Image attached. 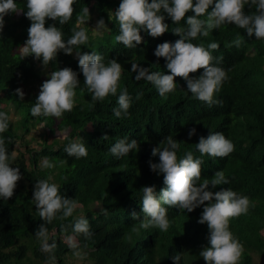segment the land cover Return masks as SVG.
<instances>
[{"label":"trees","instance_id":"16d2710c","mask_svg":"<svg viewBox=\"0 0 264 264\" xmlns=\"http://www.w3.org/2000/svg\"><path fill=\"white\" fill-rule=\"evenodd\" d=\"M121 2L76 0L73 16L66 24L46 18L45 27H58L65 41L74 30L82 28L89 33V26L95 24V15L99 20L102 18L105 22L102 28L106 31L96 38L87 34V44L79 46L78 50L101 55L106 66L112 59L122 65L117 94L109 95L104 101H93L74 51L72 55L62 50L58 52L47 65L48 69L54 72L71 68L79 81L72 111L65 112L59 119L31 114L47 79L42 80L44 71L38 68L34 55L25 57L16 51L23 48L28 39L31 21L26 17L27 0H14L17 13L4 17L0 33V111L10 117L16 113L22 119H10L8 129L0 135L5 139L10 166L20 169L24 184L15 188L9 200L0 197V264H48L49 254L41 251V243L35 235L40 224L48 229V242L57 244L56 264H173L171 258L176 255L181 256L180 264H206L200 252L210 246L209 231L206 224L198 223L203 205L189 213L161 201L170 221L168 230L153 226L140 228L141 221L148 219L142 211V188L155 186L159 197L161 190L167 187L163 174L152 171L150 163H160L159 155L153 156L152 149L167 146L169 136L180 145L178 159L191 151L194 159L202 161L200 183L211 181L216 171H223L230 181L215 188L210 185L208 190L230 188L250 198L254 207H250L247 215L232 218L230 230L244 246L240 264H257L255 259L264 263V40H257L254 35L249 37L244 29L227 24L210 30L206 37L198 35L186 41L209 50L212 64L227 72L228 79L214 95L220 103L209 106L199 101L181 77L175 78L173 92L161 96L151 82L135 79L137 73L132 72V64L148 68L149 72L171 74L166 60L154 55L155 49L161 43L174 44L181 39L173 30L177 27L187 30L186 19L195 13L189 10L185 20L177 24L162 10L168 31L153 38L141 30L143 42L126 48L116 40L120 25L115 13ZM215 2L209 7V13ZM86 7L90 15L85 23L77 26V17ZM245 12L254 13L255 6L245 5ZM199 18L206 19V15ZM236 40L240 41L239 47L234 43ZM213 42L220 45L218 50L208 49ZM37 61L43 63L42 57ZM202 72L200 69L190 75L199 77ZM18 88L29 94V100L20 99L16 93ZM124 88L131 98V106L127 114L121 111L118 118L114 109H119L118 97ZM25 103L28 106L23 111ZM40 123L44 128L35 126ZM192 128L196 132L189 138ZM40 129L43 143L30 147L32 140H25L26 135ZM56 131L68 134L63 140L50 142L49 136H54ZM210 132L223 133L235 145V150L225 158L201 155L196 143L201 136L207 138ZM121 139L129 143L135 139L138 147L116 158L110 149ZM18 141L24 152L14 161ZM71 143L83 144L88 155L79 159L69 156L65 148ZM44 158L54 166L44 167ZM39 180L57 184L62 197L78 203L71 217L61 219L62 213H58L51 223L41 219L33 200L34 186ZM78 217L88 220L93 234L90 239L73 232ZM69 236H75L79 256L69 247ZM77 257L82 261L77 262Z\"/></svg>","mask_w":264,"mask_h":264},{"label":"clouds","instance_id":"9594fccd","mask_svg":"<svg viewBox=\"0 0 264 264\" xmlns=\"http://www.w3.org/2000/svg\"><path fill=\"white\" fill-rule=\"evenodd\" d=\"M75 3L76 0H27L26 17L31 21L28 28V39L23 48L19 47L16 51L25 57L34 55L33 59L37 63V60L42 57L44 66L40 67L44 75L50 74L49 78H44V75L41 77L42 80H47L43 82L36 103L31 108V114L34 117L59 119L65 112L72 111L75 105V89L79 85L77 73L68 67L54 72L47 67L61 50L67 55H72L74 51L78 57L79 68L85 77L84 83L88 91L92 93L93 101H104L109 95L115 96L120 88L122 65L116 59H112L106 66L101 55L94 52L81 53L78 50L79 46L87 44V34H92L93 29L89 33L82 28L74 30L73 35L65 41L58 27L55 25L45 27L46 18L58 21L61 25L70 21L75 11ZM213 3L214 0H195V3L193 0H151V3L149 0H122L115 13L120 25V35L116 36V40L123 43L126 48L137 47L143 42L141 30L146 31L153 38L160 37L168 31V24L164 22L165 16L161 14L162 10L167 13L173 23L177 24L185 20L189 10L195 13L194 16L186 19L187 30L180 27L173 30V34L179 35L181 39L174 44L161 43L155 49L154 55L166 60V67L171 74L149 72L148 68L133 63L131 70L137 73L135 79L151 82L159 94L164 96L176 89L175 78L181 77L186 81L187 89L196 99L209 106L219 104L220 101L215 100L214 95L221 90L223 83L228 79L227 72L212 64L213 56L209 50L186 41L195 39L198 35L206 37L210 30L219 29L227 24H234L244 29L249 37L254 35L257 40H264V0H216L209 13L208 9ZM245 5L249 8L255 6V12L246 14ZM9 13H17L14 0H0V33L4 28V17ZM89 15V9L84 8L83 14L77 17V26L85 23ZM205 15L206 19L199 18ZM104 26L105 22L101 18L97 27L102 33L106 31L102 28ZM234 43L239 47V40ZM219 47L220 45L216 42L208 45V49L211 50H218ZM200 69H203V72L199 77L190 75L197 73ZM16 93L21 100L30 98L29 94L22 89H16ZM118 104L119 109H114V115L119 118L121 111L127 114L131 106V98L126 88L121 91ZM24 106L23 111L27 109L28 103ZM12 118L22 119L16 113L10 117L6 112L0 111V134L8 129ZM41 124L43 123L35 126H41ZM195 132L196 129L192 128L189 131V138ZM166 141L167 146L163 149L159 146L152 149L153 156L159 155L160 163H150V168L154 172L158 171L163 174L167 187L161 190L159 197L155 186L142 188V211L148 219L141 221L140 228L147 229L153 226L161 231L168 230L170 221L167 218V209L162 206L161 201L164 205L187 210L189 213L203 205L198 223L207 225L210 246L205 247L200 252V256L206 264H240L244 246L230 230V220L249 213L250 207H254L250 198L230 188H222L216 192L208 190L210 185L215 188L230 183L224 172L216 171L211 181L204 180L200 183L202 161L194 159L191 151L186 152L184 158L178 159L177 149L180 145L171 136L167 137ZM137 147L138 142L135 139L130 143L121 139L111 147L110 151L116 158H120L128 155ZM196 148L201 155L225 158L235 150V145L223 133L210 132L207 138L200 137ZM65 151L69 156H75L77 159L88 155L87 148L80 143H71ZM14 156L15 153H13ZM10 160L5 147V139L0 135V197L5 200L13 197L17 183L22 178L20 169L11 167ZM43 166L51 168L54 165L44 158ZM33 200L39 216L47 223L57 218L58 213H62L61 219L71 217L78 207L76 201L59 194L57 184H50L47 180H39L35 183ZM132 216L135 218L137 214L132 213ZM73 232L77 235L83 234L85 239H90L93 235L89 222L84 217H78L75 220ZM35 235L41 243V251L49 254L48 264H56L54 250L57 244L48 242L49 233L44 224L38 226ZM67 243L74 250V254L79 256V245L75 236L67 237ZM171 259L173 264H180L181 256L176 255Z\"/></svg>","mask_w":264,"mask_h":264},{"label":"rangeland","instance_id":"374dc122","mask_svg":"<svg viewBox=\"0 0 264 264\" xmlns=\"http://www.w3.org/2000/svg\"><path fill=\"white\" fill-rule=\"evenodd\" d=\"M112 12H114V11H112ZM95 19V24H92L91 26H89V28H88V30H90L91 31V29H93V31H92V36H93V38H96V37H100V36H102V32H101V30H100V28H98L97 27V24H98V21H99V19H98V17H96V15H95V17H94ZM37 65L39 66V69L41 70L42 69V67H40V66H44L43 65V63H40V62H38L37 63ZM46 67V66H45ZM49 78L50 77V74L49 73H47V74H45L44 75V78ZM43 124H41V126H42ZM42 128H44V125H43V127ZM43 132V130L42 129H40V130H35V131H32L30 134H28V135H26V137H25V140H32L31 141V146L30 147H35V146H37V145H41L42 143H43V139L41 138V133ZM57 133L54 135V136H49V140H50V142H52V141H55V140H57V139H61V140H63V138H64V136H66L67 134H68V132H65V131H62V132H60V131H56ZM17 146H16V151H15V156H14V161H16V157L21 153V152H24V148H22L21 146H20V141H18V143L16 144ZM26 158L28 159V164H29V157L28 156H26ZM24 184V180L23 179H20L19 181H18V183H17V188L18 187H21L22 185ZM76 260H77V262H81L82 260H81V258H79V257H77L76 258ZM255 261H256V263L257 264H264L262 261H261V259H255Z\"/></svg>","mask_w":264,"mask_h":264}]
</instances>
